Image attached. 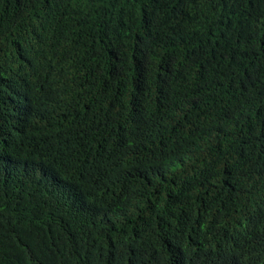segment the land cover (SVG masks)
Here are the masks:
<instances>
[{"label":"trees","instance_id":"16d2710c","mask_svg":"<svg viewBox=\"0 0 264 264\" xmlns=\"http://www.w3.org/2000/svg\"><path fill=\"white\" fill-rule=\"evenodd\" d=\"M0 264H264V0H0Z\"/></svg>","mask_w":264,"mask_h":264}]
</instances>
